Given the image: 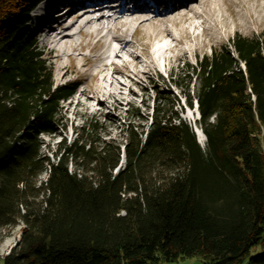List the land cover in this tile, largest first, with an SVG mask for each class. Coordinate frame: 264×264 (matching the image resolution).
<instances>
[{
    "label": "trees",
    "instance_id": "obj_1",
    "mask_svg": "<svg viewBox=\"0 0 264 264\" xmlns=\"http://www.w3.org/2000/svg\"><path fill=\"white\" fill-rule=\"evenodd\" d=\"M39 1L0 0V231L23 223L3 263L264 264V25L169 74L198 104L204 146L179 99L154 86L149 122L128 124L124 144L86 142L87 129L51 161L40 135L64 127L78 82L53 81L29 26Z\"/></svg>",
    "mask_w": 264,
    "mask_h": 264
},
{
    "label": "rangeland",
    "instance_id": "obj_2",
    "mask_svg": "<svg viewBox=\"0 0 264 264\" xmlns=\"http://www.w3.org/2000/svg\"><path fill=\"white\" fill-rule=\"evenodd\" d=\"M213 9L214 14L202 12V16L195 18L192 22L196 24V27L192 28V26H189L186 33L177 28L176 35L181 38V42L175 44L176 40H171L170 38L168 41L163 42L164 47L172 45L173 50L165 53L166 55H170L168 59H166L167 57H161L156 60V62L158 61L157 65L152 64L150 57L147 55L152 48L151 44H146L147 38L143 37V30L140 29L134 34L131 39L132 44L127 49L131 52L136 50V53L141 55L139 60L144 61L145 59L151 67L145 72H141L139 76H133L131 88L135 93L124 96L118 102L112 98L105 99L103 105L98 104L95 100H89L91 108H97V111H92L91 108L85 107V97L79 93L84 88H96L105 82L101 81L98 77H91V73L95 68L94 64L80 67V59L72 62L65 54L60 56L59 52L50 48L44 33L39 29L40 20L35 17V14L38 12V7H36L29 14V26L35 33L38 46L44 50L48 58V64L53 69L54 83L60 84L66 81L78 82L75 92L68 99L61 101L62 110L60 118L64 123V127L58 128L55 133L40 135V140L43 142L42 151L49 156L51 161H56V157L52 153L57 148L58 142L65 140L68 144L74 138L82 136L87 129L93 133L92 137L83 135V139L86 142L89 139H105L124 144L125 129L128 124L134 123L145 126L147 121L149 122V119L146 121L145 117L151 110V101L155 94L154 86L159 87V89L163 88L165 91H170L173 95L172 97L179 99V105L176 104L174 110L176 109L178 114L188 121L185 115L188 113L187 109L189 107L184 103L181 89L171 83L169 79L170 72L178 69V66H184V62L194 64L196 58H200L204 54L208 55L212 48L219 49L223 45L230 47L229 40L235 33L244 36L256 35L264 25V0H218V5ZM199 10H202V8H199ZM55 11H60V9H56ZM51 24L53 23H43L42 30ZM131 30L132 28H129L127 34ZM87 53L92 56L94 52ZM123 55L129 62H133L131 54ZM73 64L79 69V73L66 67ZM128 67L134 70L131 63L128 64ZM138 67L140 68L142 65L140 64ZM116 76L123 82L128 81L125 76H122V73L116 74ZM181 83L183 84L184 82L182 81ZM190 88H193V84L190 85ZM123 91L127 94L128 89L124 87ZM132 108H138L142 116H136L135 110ZM195 109L193 108L192 110H194V114L196 115L198 109H196V113ZM95 123L98 124L97 128L92 129L91 126ZM124 162V155H121L117 169L118 167H122ZM74 168V164L69 165L70 170H74ZM115 171L116 168L113 172ZM47 173L48 171H44L39 176V180H45ZM22 226L23 223L20 222L9 231H0V264H4L2 257L19 240ZM261 251L262 247L257 245L251 250V254H257ZM162 264H202V260L198 256H189L181 257L175 261L163 262ZM242 264H248V260H245Z\"/></svg>",
    "mask_w": 264,
    "mask_h": 264
},
{
    "label": "bare ground",
    "instance_id": "obj_3",
    "mask_svg": "<svg viewBox=\"0 0 264 264\" xmlns=\"http://www.w3.org/2000/svg\"><path fill=\"white\" fill-rule=\"evenodd\" d=\"M52 1L47 2V7L55 5L56 2ZM132 2L133 0H124L122 3L118 0H100V3H95L89 9L82 10L77 7L71 9L70 6H66L67 10L61 9L60 12L41 17V24L53 23L44 30L41 27L50 48L59 52L60 56L65 54L72 62L80 59V67L94 64L91 77H98L105 82L96 88H84L80 91L79 94L85 97L84 105L88 109L91 108L89 100H95L103 105L105 99L112 98L118 102L124 96L135 93L131 88L133 76H139L141 72L151 67L145 59L139 60L127 49L132 41L124 43L121 40L122 36L116 33L117 29L124 28L122 31L124 36H127L129 28H132V36L140 29L143 30V37L147 38L146 44H151L152 48L147 55L150 57V62L157 65L156 60L161 57L168 59L170 55L165 53L173 50L172 45L164 47L163 42L168 41L169 38L176 40L175 44L181 42V38L176 35L177 28L186 33L189 26L196 27L192 22L195 18L202 16V12L214 14L213 8L218 5V0H192L188 5L181 4L162 14L157 8L141 10L140 3L128 9L127 6ZM53 5L51 8L54 7ZM85 51L94 53L91 56ZM123 54H131L133 62H129ZM129 63L134 70L128 67ZM140 64L143 68L138 67ZM66 67L79 73L75 64ZM119 73H122L128 81L119 80L116 76ZM124 87L128 89L127 94L123 91ZM91 109L97 111V108ZM190 111L188 110L185 118L193 129H196L197 137L201 145H204L203 133L196 124L197 114L195 115L191 109Z\"/></svg>",
    "mask_w": 264,
    "mask_h": 264
},
{
    "label": "water",
    "instance_id": "obj_4",
    "mask_svg": "<svg viewBox=\"0 0 264 264\" xmlns=\"http://www.w3.org/2000/svg\"><path fill=\"white\" fill-rule=\"evenodd\" d=\"M197 106H198V104H197V102L195 101L194 102V107L193 108H196L197 109ZM193 108H189V111H190V109L192 110ZM192 111H194V110H192ZM191 112V111H190ZM197 118H199V112H198V110H197ZM194 131H195V133H197V131H196V129H194ZM201 133H203L202 132V130H201ZM203 135H204V133H203ZM205 136V135H204ZM199 142V141H198Z\"/></svg>",
    "mask_w": 264,
    "mask_h": 264
}]
</instances>
